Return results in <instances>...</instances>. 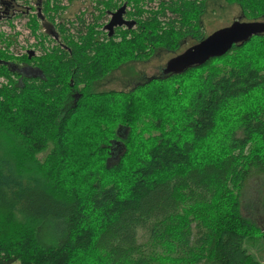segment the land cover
Instances as JSON below:
<instances>
[{
	"label": "trees",
	"instance_id": "obj_1",
	"mask_svg": "<svg viewBox=\"0 0 264 264\" xmlns=\"http://www.w3.org/2000/svg\"><path fill=\"white\" fill-rule=\"evenodd\" d=\"M58 1L43 0L52 20L65 10ZM130 1L117 14L123 24L107 29L112 38L126 28L119 43L94 36L105 6L117 3L98 0L103 10L89 14L90 21L75 16L79 43L68 39L36 62L0 55V74L18 77L0 89V133L18 148L13 159L0 158V264H73L80 255H95L90 264H262L249 245L264 239V62L248 48L263 50L264 33L182 73H137L138 81L120 90L98 89L125 65L202 41L203 14L218 0H145L148 15L140 6L131 12ZM226 1L241 7L244 20H264V0ZM52 20L44 21L59 40L60 24ZM173 78L180 89L188 87L177 97L161 89ZM247 98L255 102L220 138L222 153L195 159L218 116ZM66 130L73 132L72 148L63 141ZM49 145L38 163L36 155ZM122 170L125 187L100 183ZM248 185L254 193L244 204ZM220 201L226 208L218 215L213 208ZM197 206L208 218L186 216ZM83 260L77 263L87 264Z\"/></svg>",
	"mask_w": 264,
	"mask_h": 264
},
{
	"label": "rangeland",
	"instance_id": "obj_2",
	"mask_svg": "<svg viewBox=\"0 0 264 264\" xmlns=\"http://www.w3.org/2000/svg\"><path fill=\"white\" fill-rule=\"evenodd\" d=\"M123 1V2H122ZM33 0H28L27 4L29 7L32 6ZM61 4H65L66 10H64L58 17H54L55 19L53 22H57L61 26L66 25L67 29L69 30H63V28H59L57 35L60 36L59 40H56L54 35L51 36L49 32L46 30H43V26H45V22L41 23V20H39L37 17H34L32 14H29V17L27 15L24 16H18L14 20H12V25H18L16 27H19L18 30L15 32H10V34L2 35L0 36V55H3V57L9 58L10 60H13L18 63H23L25 61L31 60L32 61H38V59H43L44 56L54 53L55 51H60L61 47H66L71 41L73 43H79V38L77 37L74 32V22H76L75 16L79 14H85L87 20H91V17L89 14L100 13L101 9L103 10V6H99L98 0H61L59 1ZM64 2V3H63ZM128 2V0H119V3ZM53 4V1L52 3ZM130 9L131 12L137 11V7L140 6V8L143 10L146 15H148L151 11V3L144 0V2H140V4H136L133 0L130 1ZM159 5V4H158ZM158 5H154L153 7L155 12L159 11ZM212 6H209L208 10L203 14L202 23H203V31L206 35H209L210 33L214 32L215 30L230 25L234 20L241 19L244 20L242 16V10L241 7L235 3H229L226 0H218L217 2L211 3ZM214 5V7H213ZM33 7V6H32ZM132 7V8H131ZM51 8H54V5L51 6ZM100 8V10H99ZM33 10L35 11L34 14H36V9L33 7ZM45 19L47 21H50L52 18H50L51 12L48 11V9H44ZM47 12V13H46ZM84 15V17H85ZM169 15V14H168ZM27 17V18H26ZM62 17V19H61ZM31 18V19H30ZM19 19V20H18ZM35 21H34V20ZM64 19V20H63ZM24 20V21H23ZM32 20V21H31ZM161 20L162 17H161ZM18 21V23H17ZM34 21V23H33ZM37 21V25H36ZM40 21V22H39ZM248 21V20H247ZM264 21V20H262ZM21 22V23H20ZM23 22V23H22ZM26 22V23H25ZM28 22V23H27ZM32 22V23H30ZM104 21H101L100 26L102 24V28L104 25ZM30 23V24H29ZM21 24V25H20ZM25 24V25H24ZM41 25V26H40ZM32 26V28H31ZM34 26V27H33ZM29 27V28H28ZM41 27V29H40ZM58 28V27H57ZM101 27H96L95 29V38L99 40L100 43L108 44L110 42L119 43L122 41L123 36L122 32L126 30V28H123L120 31H117L116 34L110 38L108 37L107 33L108 31H102ZM27 30V31H26ZM36 32H35V31ZM42 30V31H41ZM68 31V33H67ZM102 31V32H100ZM30 32V33H29ZM105 32V33H104ZM67 33V34H66ZM102 33V34H101ZM121 33V34H120ZM71 34L74 35V37L67 38L66 35ZM97 34V35H96ZM105 34V35H104ZM38 35V36H37ZM106 36V37H104ZM39 39H38V38ZM102 37V38H101ZM105 40H104V38ZM132 37V33H127L126 38L130 39ZM69 39V41H68ZM11 40V41H10ZM14 42H13V41ZM10 44H9V43ZM69 42V43H68ZM190 45V41H186L184 43V48ZM35 51L34 56L30 57L29 51ZM264 50V45H263ZM260 49H254L251 45L248 48L249 55L253 57L254 59H257V55L261 59L262 62H264V51ZM252 52V53H251ZM7 53V54H6ZM181 53V52H180ZM9 54V55H8ZM177 52L168 51L167 49H161L154 55H152L148 60H137L135 63H130L128 65H125L121 67V69H117L114 73H112L107 79H105L103 85H99L98 89H118L120 90L122 87L127 86L128 82L129 84L136 83L138 81V78L140 76L145 77H152V76H159L162 74V70L167 62L168 59L175 56ZM128 55V54H125ZM130 55V54H129ZM38 56V57H37ZM22 57V58H21ZM219 66H221V63H218ZM138 70V71H137ZM139 73V77L138 74ZM17 75H6V74H0V89L3 87H10L9 85H14L15 81L17 80ZM6 80V81H5ZM180 79L173 78L172 80L166 82L161 89L168 87L169 92H171L172 97H177L181 95V92L187 89L188 87H184L180 89L179 85ZM183 86V85H182ZM180 89V90H178ZM160 92V91H159ZM3 96L0 94V99H2ZM184 99V98H183ZM253 98H247L246 103L244 105H241L238 109H235L233 111H223L217 118L216 126L213 129V131L208 135V137L200 144L199 148L196 149V152L194 153L195 159L200 158L203 159H211L213 157L218 156L222 153V150L220 149V138H222L225 135V132L232 127V125L235 122L236 116L240 111H242L243 108L248 107L249 103H252ZM185 100H183L184 104ZM255 102V100L253 101ZM181 103V101H180ZM185 105V104H184ZM150 106V105H149ZM26 108V107H25ZM149 108L148 106L145 107V109ZM151 111V110H149ZM157 116L154 115L150 117L149 119H155ZM175 124H180L179 118H175ZM7 127V126H5ZM167 130L170 132H173L172 124L171 122L167 124ZM69 130V129H68ZM66 130L63 135V141L66 142L67 146L72 148L71 138L73 132H69ZM10 133H12V130L10 128ZM70 135V136H69ZM11 139H8L3 133H0V158H6L8 160L13 159V151L17 150V146H14L10 144ZM51 149V145H49L46 150H42L36 155V159L38 160V163L44 162L45 158L49 154ZM10 154V155H9ZM94 161V160H93ZM96 161V160H95ZM126 167H129L126 165ZM132 170V167L130 168ZM122 170L120 173L111 174L106 178V181L100 182L103 186H111L113 182L117 181L118 185L124 186V180L127 178L126 173L122 175L123 178L120 177V174L123 172ZM62 173H65V170L62 171ZM165 174L162 175V177ZM102 179V178H101ZM122 179V180H121ZM80 184V181H78ZM250 186V185H248ZM125 187V186H124ZM127 188V186H126ZM249 190L245 192V198H244V204L249 202L250 196L249 194L253 195L254 190L251 189V186L248 188ZM251 195V196H252ZM253 197V196H252ZM222 201H220L219 205L214 207L217 211L218 215H221V210L226 208L223 207L221 209ZM213 207V206H212ZM207 208V207H206ZM205 207L197 206L193 207L191 209L186 210V216H193L197 215V217H207L208 213L205 212ZM210 220L212 223L218 221L217 216H214L210 214ZM260 225L262 223L258 222ZM43 233L47 236H43L45 238L51 236V231L43 228ZM49 240L45 239L44 243H48ZM249 250L254 254L256 259H258L262 264H264V239L259 243L257 247L254 246V244L249 245ZM79 258L75 260L73 264H79V260L84 259L83 261L87 264L94 263L95 262V255H87L85 258L84 256L80 255ZM16 264H20L19 262ZM84 264V263H83Z\"/></svg>",
	"mask_w": 264,
	"mask_h": 264
},
{
	"label": "water",
	"instance_id": "obj_3",
	"mask_svg": "<svg viewBox=\"0 0 264 264\" xmlns=\"http://www.w3.org/2000/svg\"><path fill=\"white\" fill-rule=\"evenodd\" d=\"M114 23L108 25L110 30ZM118 23L123 24L121 20ZM262 33H264V21L262 20H234L230 25L215 30L202 41L168 59L163 72L167 74L182 73L190 67L206 63L211 58L220 57L230 51L234 44L242 43L252 36ZM29 54L32 57L33 51H30Z\"/></svg>",
	"mask_w": 264,
	"mask_h": 264
},
{
	"label": "flooded vegetation",
	"instance_id": "obj_4",
	"mask_svg": "<svg viewBox=\"0 0 264 264\" xmlns=\"http://www.w3.org/2000/svg\"><path fill=\"white\" fill-rule=\"evenodd\" d=\"M22 1V3L23 2H27V0H21ZM39 1V2H38ZM41 1V2H40ZM17 2V0H14V1H6L5 2V4L7 5H5V9L6 10H8V11H6L5 9H4V11H3V13H1L0 14V19H2L3 17H6V16H11V10H12V8L14 7H16L15 9L13 8V10H21L20 9V7H17L16 5H20V4H18V3H16ZM125 4H127V2H124ZM124 3H119V1L117 0V3L115 4V5H113V6H111V7H109V8H107L106 6H105V12H106V14L107 15H105L106 16V18H105V22H104V25H103V28L102 29H104V31H107L106 29H109L110 30V28L108 27V25L111 23V22H113L114 20H116V23H118V21H119V19L120 18H118V13L121 11H123V9H124V7H122L123 5H124ZM36 8H37V10L39 11V13L43 10V0H36ZM42 4V5H41ZM12 5V6H11ZM14 5V6H13ZM12 7V8H11ZM33 8L32 7H30L29 9H26L24 12L27 14V13H29V11H31ZM125 11V10H124ZM6 13H7V15H6ZM112 13V14H111ZM9 14V15H8ZM6 15V16H5ZM117 15V16H116ZM43 18H44V16H42ZM110 18V19H109ZM107 19H109V20H107ZM116 23H114V24H116ZM45 28L47 29V31H51V28H52V25L51 24H49V23H45ZM112 29V28H111ZM117 29V28H116ZM30 52V51H29ZM34 54L35 53H33V55L32 56H34Z\"/></svg>",
	"mask_w": 264,
	"mask_h": 264
},
{
	"label": "built area",
	"instance_id": "obj_5",
	"mask_svg": "<svg viewBox=\"0 0 264 264\" xmlns=\"http://www.w3.org/2000/svg\"><path fill=\"white\" fill-rule=\"evenodd\" d=\"M6 1H14V0H0V14L3 13V11L5 9V2ZM16 3L20 4V5H17V7H20L21 10L14 11L12 9L11 10V16H6V17H3L2 19H0V36L7 35V34H10V32H15L16 30H18L19 27H16L18 25L17 24L16 25H12V20H14L16 17L21 16V15L22 16H24V15L29 16V14H32L34 17H37L39 20H41V21L43 20V22H44V18L42 17V13H39V11L36 8V4H35L36 0H33V2L31 3L32 6L36 9V12H37L36 14H34L35 11L33 9L31 11H29V13H27V14L24 12L26 9L30 8L28 6L27 2L26 3L25 2L22 3L21 0H17ZM43 30L47 31L45 26H43ZM47 32H49V31H47ZM32 51L35 53L34 50H32Z\"/></svg>",
	"mask_w": 264,
	"mask_h": 264
},
{
	"label": "bare ground",
	"instance_id": "obj_6",
	"mask_svg": "<svg viewBox=\"0 0 264 264\" xmlns=\"http://www.w3.org/2000/svg\"><path fill=\"white\" fill-rule=\"evenodd\" d=\"M59 1H61V0H59ZM59 1H58V2H59ZM38 2H39V1H38ZM40 2H41V1H40ZM122 2H123V1H122ZM63 3H64V2H63ZM60 4H61V3H60ZM104 4H105V3H104ZM124 4H125V3H124ZM5 5H6V4H5ZM41 5H42V4H41ZM56 5H57V3H56ZM99 5H100V4H99ZM6 6H7V5H6ZM11 6H12V5H11ZM13 6H14V5H13ZM16 6H17V5H16ZM58 6H59V5H58ZM58 6H57L56 11L58 10ZM61 6H62V5H61ZM126 6H127V5H126ZM129 6H130V5H129ZM59 7H60V6H59ZM66 7H67V6H66ZM66 7H65V8H66ZM11 8H12V7H11ZM13 8H14V7H13ZM13 8H12V9H13ZM15 8H16V7H15ZM15 8H14V9H15ZM60 8H62V7H60ZM65 8H64V9H65ZM127 8H128V7H127ZM127 8H126V9H127ZM131 8H132V7H131ZM5 10H6V9H5ZM43 10H44V9H43ZM65 10H66V9H65ZM99 10H100V8H99ZM130 10H131V9H130ZM6 11H8V10H6ZM14 11H15V10H14ZM44 12H45V11H44ZM104 12H105V11H104ZM46 13H47V12H46ZM6 15H7V13H6ZM6 15H5V16H6ZM8 15H9V14H8ZM106 15H107V14H106ZM56 16H57V15H56ZM19 17H20V16H19ZM19 17H18V18H19ZM28 17H29V16H28ZM58 17H60V16L58 15ZM20 18H21V17H20ZM26 18H27V17H26ZM50 18H51V17H50ZM30 19H31V18H30ZM61 19H62V17H61ZM109 19H110V18H109ZM109 19H107V20H109ZM18 20H19V19H18ZM33 20H34V19H33ZM51 20H52V19H51ZM51 20H50V21H51ZM63 20H64V19H63ZM83 20L85 21V19H83ZM23 21H24V20H23ZM31 21H32V20H31ZM34 21H35V20H34ZM34 21H33V23H34ZM53 21H54V20H52V22H53ZM88 21H89V20H88ZM39 22H40V21H39ZM123 22H124V21H123ZM17 23H18V21H17ZM20 23H21V22H20ZM22 23H23V22H22ZM25 23H26V22H25ZM27 23H28V22H27ZM30 23H32V22H30ZM30 23H29V24H30ZM41 23H42V21H41ZM37 24H38V23H37V21H36V25H37ZM54 24H55V23H54ZM20 25H21V24H20ZM24 25H25V24H24ZM64 25H65V24H64ZM40 26H41V25H40ZM56 26H58V25H56ZM33 27H34V26H33ZM100 27H101V26H100ZM108 27H109V26H108ZM28 28H29V27H28ZM31 28H32V26H31ZM101 28H102V27H101ZM40 29H41V27H40ZM103 30H104V29H103ZM103 30H102V31H103ZM26 31H27V30H26ZM34 31H35V30H34ZM41 31H42V30H41ZM102 31H100V32H102ZM35 32H36V31H35ZM29 33H30V32H29ZM53 33H54V32H53ZM104 33H105V32H104ZM101 34H102V33H101ZM104 35H105V34H104ZM107 35H108V34H107ZM37 36H38V35H37ZM104 37H106V36H104ZM104 37H103V38H104ZM37 38H38V37H37ZM101 38H102V37H101ZM38 39H39V38H38ZM104 40H105V38H104ZM10 41H11V40H10ZM12 41H13V40H12ZM13 42H14V41H13ZM8 43H9V42H8ZM10 43H11V42H10ZM10 43H9V44H10ZM33 53H34V52H33ZM6 54H7V53H6ZM28 54H29V53H28ZM8 55H9V54H8ZM37 57H38V56H37ZM21 58H22V57H21ZM5 81H6V80H5Z\"/></svg>",
	"mask_w": 264,
	"mask_h": 264
}]
</instances>
